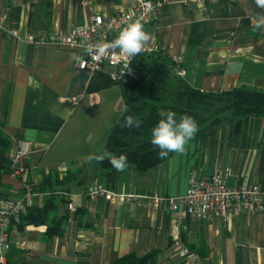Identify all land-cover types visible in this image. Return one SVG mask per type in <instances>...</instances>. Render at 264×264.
<instances>
[{
	"label": "crops",
	"instance_id": "obj_1",
	"mask_svg": "<svg viewBox=\"0 0 264 264\" xmlns=\"http://www.w3.org/2000/svg\"><path fill=\"white\" fill-rule=\"evenodd\" d=\"M130 0H0V137L10 154L20 141L32 151L23 157L25 174L0 173V197H16L25 182L43 205L48 191L62 216L63 233L47 236L46 225H11L6 264H106L134 253H154L153 264H181L172 240L198 256L194 264H264V211L232 212L200 220L178 218L144 204L117 205L88 199L89 185L116 191L182 195L191 175L227 172L229 184L243 178L264 185V115L251 114L198 132L183 152L140 173L132 167L106 175L88 157L102 152L106 137L125 108V86L105 72L77 69L75 51L53 44L94 14H113ZM264 15L255 0H170L144 26L155 46L134 64L160 81L177 75L172 56L180 54L181 78L201 91L234 87L264 89ZM16 30L20 37L7 38ZM234 32L228 45V32ZM32 34L33 42L25 39ZM236 49L237 52L233 50ZM144 66V67H143ZM76 98L71 104L70 99ZM0 150H2L0 148ZM8 161V159H7ZM76 210L69 211L66 202Z\"/></svg>",
	"mask_w": 264,
	"mask_h": 264
},
{
	"label": "built area",
	"instance_id": "obj_2",
	"mask_svg": "<svg viewBox=\"0 0 264 264\" xmlns=\"http://www.w3.org/2000/svg\"><path fill=\"white\" fill-rule=\"evenodd\" d=\"M170 0H130L128 9H121L113 14H94L86 23L68 33H58L52 38V43L75 51L76 67L89 73L105 72L114 83L126 85L137 80L139 70L133 65L135 57H129L117 47L111 45L120 31L129 24L140 21L143 25L154 20L165 3ZM4 16H0V27L4 24ZM7 38L20 37L16 30L6 31ZM234 32L227 38L228 45H233ZM28 42H33L32 34H25ZM105 47L103 53L95 51ZM155 46L145 44L141 53H150ZM237 52L236 49L233 50ZM183 57L180 54L172 56L177 65V75L183 77L185 69L181 67ZM76 102L71 98L70 103ZM32 151L28 141H20L8 154V167L13 176L25 173L21 164L23 156ZM21 173V174H20ZM23 195L0 200V264H6V251L9 247L8 226L18 223L20 216L25 214L32 204L34 192L32 185L23 183ZM90 199L104 198L110 203L133 204L149 208H161L173 213L178 218L190 216L195 219H208L219 216L228 220L232 212L264 211V185L243 178L239 183L229 184L227 172H214L201 176L191 175L185 192L180 196L161 195L139 192L114 191L101 185L88 187ZM67 208L75 210L73 202L67 203ZM172 247L181 258V264H194L198 256L188 249L179 238L172 240Z\"/></svg>",
	"mask_w": 264,
	"mask_h": 264
},
{
	"label": "trees",
	"instance_id": "obj_3",
	"mask_svg": "<svg viewBox=\"0 0 264 264\" xmlns=\"http://www.w3.org/2000/svg\"><path fill=\"white\" fill-rule=\"evenodd\" d=\"M133 65L137 67L134 62ZM124 86L125 108L112 125L102 152L97 154L104 155L105 159L102 162L93 161L106 175L119 172L111 165L108 157L124 154L128 159L127 167H132L140 173L170 157L171 153L167 157L160 156L159 149L150 142L151 129L160 119V110L172 111L177 117L182 115L193 117L198 123V132L219 123L231 122L239 117L251 114L264 115V89L239 86L221 92L201 91L191 87L183 78L175 74L170 82L160 81L151 69L139 70L137 80ZM127 115H132L138 120L139 127H125L124 118ZM6 141L0 137L2 147L4 146L0 150V173L9 171L8 155L5 154L8 147ZM53 197L54 195L50 194L43 205L29 206L27 212L20 216L17 225L24 227L28 224H44L47 236L62 234L63 218L55 212ZM7 233L9 247L6 258L11 246L9 229ZM153 263L154 253L147 252L140 256L134 253L125 254L111 259L106 264Z\"/></svg>",
	"mask_w": 264,
	"mask_h": 264
},
{
	"label": "clouds",
	"instance_id": "obj_4",
	"mask_svg": "<svg viewBox=\"0 0 264 264\" xmlns=\"http://www.w3.org/2000/svg\"><path fill=\"white\" fill-rule=\"evenodd\" d=\"M255 4L257 8L264 10V0H255ZM254 28L264 30V15L256 18ZM148 39L149 35L144 30L143 24L136 21L122 29L115 41L108 47H117L129 57H135L143 51ZM105 50V47L95 49L98 53H103ZM159 116L160 119L151 129V144L159 149V155L162 157H167L170 153L183 152L186 144L199 131L197 121L187 115L177 117L175 113L168 110H160ZM124 126L127 128L139 127V121L132 115H127L124 118ZM88 159L102 162L105 156L91 154ZM108 159L117 171H123L128 166V159L124 154L108 157Z\"/></svg>",
	"mask_w": 264,
	"mask_h": 264
},
{
	"label": "rangeland",
	"instance_id": "obj_5",
	"mask_svg": "<svg viewBox=\"0 0 264 264\" xmlns=\"http://www.w3.org/2000/svg\"><path fill=\"white\" fill-rule=\"evenodd\" d=\"M229 33L230 32H228V35H227V37H226V40H227V38H228V36H229ZM227 42V41H226ZM1 141H2V139H1ZM4 141V140H3ZM0 148L1 149H3L4 148V146L2 147V143L0 142ZM5 152H7V150H5ZM24 157V156H23ZM23 157H22V161H21V164H22V167H23V169H25L26 168V166L24 165V163H23ZM7 166H8V163H7ZM9 168V167H8ZM9 172H10V174H11V176L12 177H18V176H20V175H18V176H13L12 175V173H11V170L9 169ZM21 174V173H20ZM25 174V173H24ZM24 174H22V175H24ZM25 184H27V185H32V183L31 182H25ZM93 185H99V184H93ZM89 186H91V185H89ZM88 186V187H89ZM107 188V187H106ZM32 190H33V192H34V195H33V197H32V204L31 205H33V198H34V196L38 193L37 191H36V189L34 188V185H32ZM87 190H88V188H87ZM87 190H86V195H87ZM23 191H24V186H23V184H22V186H21V191H20V193L16 196V197H19V196H21V195H23ZM114 191H116V190H114ZM47 194L48 195H57V194H60V195H67V192H65V191H57V190H55V191H48L47 192ZM87 197H88V195H87ZM4 198H6V197H3L2 199H4ZM88 199H90L89 197H88ZM0 200H1V198H0ZM90 200H92V199H90ZM68 202H73V201H68ZM68 202H66V207H67V203ZM74 203V202H73ZM113 204H116V203H113ZM30 205V206H31ZM117 205H120V204H117ZM124 205V204H123ZM68 209V208H67ZM69 210V209H68ZM75 210H76V206H75ZM74 210V211H75ZM70 212H71V210H69ZM22 216V215H21ZM19 222H20V219H19ZM18 222V223H19ZM18 223H12L11 225H17ZM11 225H9L8 226V229H10L12 226ZM18 226V225H17ZM19 227V226H18ZM6 263H7V260H6Z\"/></svg>",
	"mask_w": 264,
	"mask_h": 264
}]
</instances>
